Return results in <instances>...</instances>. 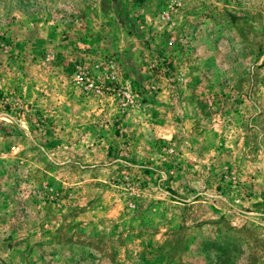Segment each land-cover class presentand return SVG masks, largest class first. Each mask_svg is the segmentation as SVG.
<instances>
[{
	"label": "rangeland",
	"instance_id": "rangeland-1",
	"mask_svg": "<svg viewBox=\"0 0 264 264\" xmlns=\"http://www.w3.org/2000/svg\"><path fill=\"white\" fill-rule=\"evenodd\" d=\"M0 264H264V0H0Z\"/></svg>",
	"mask_w": 264,
	"mask_h": 264
},
{
	"label": "trees",
	"instance_id": "trees-1",
	"mask_svg": "<svg viewBox=\"0 0 264 264\" xmlns=\"http://www.w3.org/2000/svg\"><path fill=\"white\" fill-rule=\"evenodd\" d=\"M143 1V0H142Z\"/></svg>",
	"mask_w": 264,
	"mask_h": 264
}]
</instances>
